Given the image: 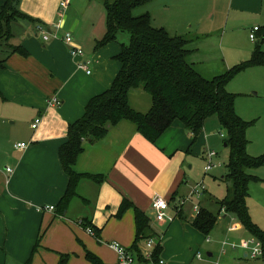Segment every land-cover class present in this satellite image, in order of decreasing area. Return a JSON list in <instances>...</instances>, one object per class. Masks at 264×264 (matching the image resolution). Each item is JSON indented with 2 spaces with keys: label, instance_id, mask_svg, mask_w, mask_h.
<instances>
[{
  "label": "crops",
  "instance_id": "obj_1",
  "mask_svg": "<svg viewBox=\"0 0 264 264\" xmlns=\"http://www.w3.org/2000/svg\"><path fill=\"white\" fill-rule=\"evenodd\" d=\"M59 1L21 0L19 11L26 19L11 23L12 43L5 44L8 53L2 55L5 63L0 70V264H57L60 255H68L66 264H90L87 252L97 257L99 264H115L117 255L110 248L114 242L137 257L134 264H144L139 258L144 242L138 244L136 252L130 249L136 234L135 209L146 214L151 230L161 241L168 243L173 236L184 234L185 243L178 247L182 250L186 244L185 255L176 246L169 250L165 242L159 255L164 264H218L212 262L211 250L206 252V259H197L196 255L193 258L194 240L203 235L191 226L196 215L193 206L197 204L211 212L216 199L205 190L199 199L186 202L191 204L193 213L184 210L186 203L179 206V201L197 185L191 183L186 172L192 154L200 153L206 161L205 152L210 151V139H203V130L190 147L191 135L181 124L174 123L153 145L138 133L135 124L119 122L109 128L102 140L86 144L73 167L78 174L102 177V181L81 179L76 196L59 214L58 204L68 185L59 148L67 140L68 126L84 115L88 102L111 87L121 68L116 57L122 49L117 37L99 46L106 34L104 1L89 0L71 7L72 1L62 13ZM144 13L150 15L154 27L188 41L187 61L206 79L211 78L198 71L194 63L197 43L237 35L249 39L253 27L259 28L257 40L264 34V0H147L133 15ZM58 20L60 28L55 30L53 24ZM36 24L47 26L55 36L42 41L35 31ZM65 32L72 34L74 45L84 52L83 58L70 57L69 47L61 39ZM257 40L249 39L251 43ZM9 45L21 47L27 55L11 53ZM263 45L264 39L261 50ZM80 61L87 63L89 75L78 68ZM53 98L60 104H52ZM128 103L142 114L152 106L151 97L143 90L130 91ZM36 120L38 124L33 129ZM19 143H25L26 148H18ZM216 157L217 154L213 163ZM155 197L168 201L166 215L171 222L155 221L151 208ZM123 199L131 206L116 217ZM39 207L53 210L38 211ZM227 217L221 213L217 222H224ZM234 221L233 231L242 230ZM87 228L93 229L95 235L88 234ZM228 252V258L240 253L242 258L252 260L240 248H229Z\"/></svg>",
  "mask_w": 264,
  "mask_h": 264
},
{
  "label": "trees",
  "instance_id": "obj_2",
  "mask_svg": "<svg viewBox=\"0 0 264 264\" xmlns=\"http://www.w3.org/2000/svg\"><path fill=\"white\" fill-rule=\"evenodd\" d=\"M1 1L0 40L7 42L11 38V23L26 17L18 9L21 0ZM146 1H104L106 34L99 46L115 41L121 32L129 35V44H122L121 52L116 57L121 68L111 87L93 97L86 105L84 115L67 128V140L58 151L62 169L68 177L66 191L58 204L59 214L66 211L70 200L76 196L81 179L97 183L102 181V177L78 174L73 167L84 146L102 140L109 128L121 121H129L135 124L140 135L156 145L174 123H179L191 135V147L201 134L206 120L215 117L225 131L224 148L228 152L225 173L219 179L225 186V196L216 203L219 211L233 217L243 230L260 242L264 257V232L251 221L246 207L249 185L256 181L252 172L263 165L264 157L252 158L247 155L245 134L249 124L238 117L234 109L236 96L225 89L236 72L248 66L264 67V52L260 49L264 34L246 65L206 79L187 61L189 50L185 38L171 36L165 29L154 27L148 13L133 15ZM9 49L11 53L27 55L21 47L9 45ZM4 63L5 59H1L0 70ZM132 90H143L151 97L149 112L142 114L131 109L128 94ZM130 206L131 203L123 199L116 217L122 216ZM217 220L218 215L199 208L191 226L207 237L214 230ZM149 222L144 212L135 209L136 234L130 249L136 252L138 244L154 240L153 255L157 260L162 252L161 240L151 230ZM86 259L90 264H99L98 258L89 252ZM67 260L68 255H60L57 264H66Z\"/></svg>",
  "mask_w": 264,
  "mask_h": 264
},
{
  "label": "rangeland",
  "instance_id": "obj_3",
  "mask_svg": "<svg viewBox=\"0 0 264 264\" xmlns=\"http://www.w3.org/2000/svg\"><path fill=\"white\" fill-rule=\"evenodd\" d=\"M72 1L71 7L74 4L90 2L89 0ZM102 1L113 2V0H94L95 3ZM124 37H127V39ZM259 40L260 37H258L256 43H251L248 37L243 35L234 36L232 39L226 37L210 38L205 42L196 44L197 49L194 55V63L197 70L207 78L226 74L236 67L246 65L251 60L252 53ZM117 41L128 45L129 35L121 32L117 36ZM6 43L10 44L12 40L9 39L7 42L3 41V39L0 40V60L2 59V55L8 53ZM261 48L264 50V45ZM225 89L228 93L236 96L234 102L235 112L241 120L249 124L245 134L247 155L252 158L264 157V67L248 66L236 72L227 82ZM216 119L212 117L204 125L202 137L204 139V136H206V139L207 137L210 139L207 150L217 154V157L213 161L218 166L205 174L203 168L207 162L204 160L202 154L194 153L192 154V162L186 167V172L189 174L188 178L193 185L201 183L208 195L216 200H222L225 196V186L219 179L223 176L228 152L223 147L224 140L220 138L222 136L225 139V131L217 123ZM252 175L256 177V181L249 185L246 207L251 221L264 232V163L254 170ZM204 206L208 208L206 204ZM215 208L216 211H214ZM215 208L211 210L214 214L219 210L216 202ZM184 210L189 211V214L193 213L191 211V204L189 203L185 204ZM221 213L224 212L219 211L218 218ZM235 223L234 218L231 216H228L224 222L218 221L215 229L207 236L211 241L210 243H205L206 237L204 239L203 236L199 235L194 240L193 258H195L197 253H200L206 259V252L211 250L213 252L212 262H218V264H264V258L262 257L259 260H246L241 257L240 253L234 257L232 252L231 254L234 258H228L230 254L228 251L227 255H220L221 242L240 244L244 240L251 238L243 229L237 232L229 231L230 228L234 227ZM174 238H177L178 241L174 242ZM173 239H167L170 240L168 243L166 240L161 241L162 248L164 249L163 245L166 242L169 250H172L176 246L177 250L185 255L183 250L186 244L182 250L178 247L179 243H185L184 234L181 233L180 236H173ZM136 259L137 257H135Z\"/></svg>",
  "mask_w": 264,
  "mask_h": 264
},
{
  "label": "built area",
  "instance_id": "obj_4",
  "mask_svg": "<svg viewBox=\"0 0 264 264\" xmlns=\"http://www.w3.org/2000/svg\"><path fill=\"white\" fill-rule=\"evenodd\" d=\"M72 0H60L59 1V10L60 13L64 12L68 5L70 4ZM60 20H58L55 24H53V27L55 30H58L60 28ZM35 31L37 35L40 37V39L44 42L48 41L52 36L48 31V27L42 24H36L35 25ZM259 32L258 27H253L251 30V33L249 35V39L251 41H256L257 40V33ZM63 42L65 43L66 46L69 47V55L70 57L77 59V58H83L84 57V52L81 48L77 47L74 45V39L73 36L70 32H65L62 35ZM78 68L83 70L86 74H90V70L88 68V65L86 62L80 61L78 63ZM51 103L54 105H59L60 102L53 98L51 100ZM38 124V120L34 122L32 125V128L35 129L36 125ZM222 137V136H221ZM25 143H19L17 145L18 148H26ZM216 156L215 152L213 151H207L205 158H206V165L204 166V172L208 173L209 171L212 170L213 167H215V164L212 162V158ZM7 172H10V169L6 170ZM204 187L202 184H197L194 186L192 189V192L187 196L185 199H181L179 201V206L184 205L186 202L190 201L192 198L194 199H199L203 194H204ZM151 208L153 211L154 219L158 223H165V222H171L172 219L170 217H167L166 211L169 209V203L168 201L155 197L154 200L152 201ZM38 211H52L53 207H39L37 208ZM193 211L194 213H198L199 208L198 205L195 204L193 206ZM235 230V227L231 228V231ZM87 233L90 234L91 236H94L95 233L91 228L86 229ZM206 242H210L209 238H206ZM156 242L154 240H147L144 242V250L139 253V258L140 260L143 261L144 264H164V261L162 259H155L153 252L155 248ZM110 248L113 249L117 255V260L115 264H134L135 263V257L133 253L124 248L122 245L118 243H111ZM235 249V248H240L242 251L246 252V257H249L250 259H259L263 256L262 252V247L259 241H257L255 238L251 237L247 240H244L241 242L239 245L227 243V242H222L221 247H220V255H226L228 249ZM197 259H202V256L200 253L196 254Z\"/></svg>",
  "mask_w": 264,
  "mask_h": 264
},
{
  "label": "water",
  "instance_id": "obj_5",
  "mask_svg": "<svg viewBox=\"0 0 264 264\" xmlns=\"http://www.w3.org/2000/svg\"><path fill=\"white\" fill-rule=\"evenodd\" d=\"M224 147H225V145H224Z\"/></svg>",
  "mask_w": 264,
  "mask_h": 264
}]
</instances>
